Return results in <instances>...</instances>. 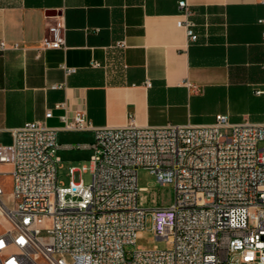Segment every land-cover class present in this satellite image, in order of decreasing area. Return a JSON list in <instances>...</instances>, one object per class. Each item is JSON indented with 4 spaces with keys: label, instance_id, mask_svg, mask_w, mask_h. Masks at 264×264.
Wrapping results in <instances>:
<instances>
[{
    "label": "built area",
    "instance_id": "1",
    "mask_svg": "<svg viewBox=\"0 0 264 264\" xmlns=\"http://www.w3.org/2000/svg\"><path fill=\"white\" fill-rule=\"evenodd\" d=\"M179 6L184 18L177 24L196 40L187 1ZM61 29L60 22L50 24L41 49L61 46ZM6 49L1 41L0 53ZM62 68L66 75L76 71ZM62 121L60 128L25 122L12 129L11 143L0 142V165L11 166L0 175L11 174L13 201L8 204L0 181V216L9 223L0 233V264H264V123H232L217 114L210 124L153 127L130 116L123 126L96 128L85 110ZM59 130H94V139L60 145ZM62 147L92 150L89 164L69 168L67 184L58 179ZM141 168L157 184H173L170 205L139 204ZM87 170L89 184L76 177ZM148 215L151 231L169 248L136 245ZM129 245L135 248L127 251Z\"/></svg>",
    "mask_w": 264,
    "mask_h": 264
},
{
    "label": "crops",
    "instance_id": "2",
    "mask_svg": "<svg viewBox=\"0 0 264 264\" xmlns=\"http://www.w3.org/2000/svg\"><path fill=\"white\" fill-rule=\"evenodd\" d=\"M186 1L196 40L177 24L179 0H0V142L32 120L60 128L76 110L96 128L130 116L153 127L210 124L217 114L264 123V0ZM57 22L64 43L41 49ZM64 65L76 71L66 75ZM188 81L201 91L190 93ZM93 139L94 130L57 132L60 145ZM0 224V233L9 227L5 218Z\"/></svg>",
    "mask_w": 264,
    "mask_h": 264
},
{
    "label": "rangeland",
    "instance_id": "3",
    "mask_svg": "<svg viewBox=\"0 0 264 264\" xmlns=\"http://www.w3.org/2000/svg\"><path fill=\"white\" fill-rule=\"evenodd\" d=\"M8 137V136H7ZM5 139V143H11L10 138ZM61 135H59V140ZM59 154L62 156V166L58 169V179L60 183L67 184L70 180L69 168L71 166L80 167L82 164H89V158L92 154L90 149H77L67 153L60 151ZM72 157V158H71ZM5 170H8L6 168ZM2 182L5 187V192L11 190L12 177L11 174L2 175ZM77 179H82L85 184H89L92 181V174L90 170L86 172L80 171L76 174ZM138 184L142 189L139 191L138 200L139 204L146 209H153L161 206H168L173 202L174 199V186L173 184L159 185L155 182L154 177L146 169H140L138 172ZM6 197V196H5ZM12 198L9 200V205H12ZM2 219L3 217L0 216ZM151 217L148 215L146 229L138 237L136 245L143 249L152 248L157 245L160 248H169L171 245L168 241L159 240L155 234L151 231ZM2 224H0V227ZM135 246H126V250L130 251Z\"/></svg>",
    "mask_w": 264,
    "mask_h": 264
}]
</instances>
